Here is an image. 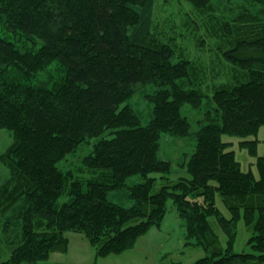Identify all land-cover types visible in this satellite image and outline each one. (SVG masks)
Masks as SVG:
<instances>
[{
  "label": "trees",
  "instance_id": "trees-1",
  "mask_svg": "<svg viewBox=\"0 0 264 264\" xmlns=\"http://www.w3.org/2000/svg\"><path fill=\"white\" fill-rule=\"evenodd\" d=\"M185 1L195 31L214 40L210 79L152 24L155 0H0V130L11 136L0 154V232L10 246L0 264L46 262L67 251L70 232L98 257L120 254L160 230L170 210L183 245L205 252L192 264H264V0L229 18L214 0ZM41 72L46 80L33 83ZM147 85L155 90L143 95L152 106L142 124L129 101ZM185 104L204 110L193 134ZM190 135L193 150L171 181L161 138ZM234 138L257 176L242 169ZM134 176L142 182L128 185ZM241 220L249 251L236 252Z\"/></svg>",
  "mask_w": 264,
  "mask_h": 264
},
{
  "label": "rangeland",
  "instance_id": "rangeland-1",
  "mask_svg": "<svg viewBox=\"0 0 264 264\" xmlns=\"http://www.w3.org/2000/svg\"><path fill=\"white\" fill-rule=\"evenodd\" d=\"M214 2L218 6V15L225 16L226 18L231 17L241 6H248L250 10L255 8V6H251L249 0H230L229 3L225 1V5L219 3L220 0H214ZM196 16L197 12L185 0H155L152 24L156 25L157 30L162 28L161 32L165 34L166 40L172 39L180 43L183 50L189 52L194 60H197L201 65L206 67L209 78L210 60L214 59L215 56L209 48L211 44H214V40L207 34V31L203 27L197 28L195 31L193 24L190 22L195 20ZM0 34L4 37L8 35L2 22H0ZM199 41H203L204 45L200 46ZM216 58L219 59V62L223 61L220 56H216ZM229 68L226 65V70ZM45 80L46 73L41 72L34 78L33 83H43ZM154 90L155 87L152 85L141 87L129 101V104L138 113L142 124L148 122L150 118L149 110L152 106L146 101L143 95L146 93L152 94ZM181 113L189 120L191 125L190 131L193 134L199 129L201 125L200 121L203 122L204 110H195L185 104L181 107ZM258 137L261 139L264 138V127L259 129ZM223 138L227 139L229 137L224 136ZM232 142H234L233 144L235 146H232L231 149L235 151L236 158L241 163L242 169L245 171L252 169L253 173L257 176L256 167L253 166L255 159L249 157L246 150L238 148L237 139L234 138ZM10 143V133L4 129L0 130V154ZM193 144V135L183 138H170L165 136L161 138L159 156L162 159L171 161L173 164L172 172L168 175L171 181L176 180L183 172L181 168L175 166L177 164L176 160L180 156L182 157L183 153L189 155L193 150ZM262 150L263 146L260 143L258 153H261ZM7 176V169L0 163V181H4ZM140 182H142V179L139 176L130 177L126 181L128 185ZM110 198L112 199L111 195ZM179 222L181 220L177 218L173 210H170L160 230L151 228L144 236L136 241L133 248L120 254L105 257L96 256L89 242L82 235L70 232L66 234L68 239L67 251L65 253H53L47 261L52 259L53 263L50 261V264H169L171 262L192 264L197 259L204 257L205 252L199 247L183 245ZM214 227L217 234L220 235L222 243H224L225 235L221 233V230L216 225ZM234 228L236 232L234 251H249L246 243L250 231L244 225V221H239V223L235 224ZM1 237L2 234L0 232V262L7 259L10 252V246L4 243Z\"/></svg>",
  "mask_w": 264,
  "mask_h": 264
},
{
  "label": "crops",
  "instance_id": "crops-1",
  "mask_svg": "<svg viewBox=\"0 0 264 264\" xmlns=\"http://www.w3.org/2000/svg\"><path fill=\"white\" fill-rule=\"evenodd\" d=\"M50 261H52V259L47 261V262H43V263H39V264H50ZM52 263H53V261H52Z\"/></svg>",
  "mask_w": 264,
  "mask_h": 264
}]
</instances>
